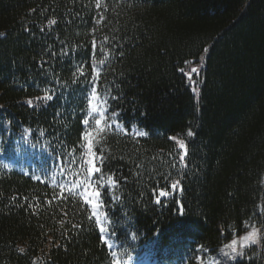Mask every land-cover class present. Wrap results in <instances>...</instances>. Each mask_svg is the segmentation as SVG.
I'll return each mask as SVG.
<instances>
[{"label": "trees", "instance_id": "16d2710c", "mask_svg": "<svg viewBox=\"0 0 264 264\" xmlns=\"http://www.w3.org/2000/svg\"><path fill=\"white\" fill-rule=\"evenodd\" d=\"M0 34V264H198L252 228L228 264H264V0H0ZM107 111L146 135L105 121L91 160Z\"/></svg>", "mask_w": 264, "mask_h": 264}, {"label": "rangeland", "instance_id": "374dc122", "mask_svg": "<svg viewBox=\"0 0 264 264\" xmlns=\"http://www.w3.org/2000/svg\"><path fill=\"white\" fill-rule=\"evenodd\" d=\"M204 66V57H202L199 62L197 64H190L184 71V74L186 75V77L188 78L189 82L193 85V91L196 92L197 94V88L195 86L196 83V79L195 76H199L202 68ZM195 68L197 69L196 72H192L191 70ZM93 110H100L104 111L103 109V105L101 103H99V101H94L93 104ZM100 123L98 124V126L95 128V130L89 132L88 134H86L85 136V147L89 152V157L91 160H93V151H94V143L96 141L97 136L101 133L102 129L105 128V121H107V128L109 129H115L117 132L119 133H130V134H134L135 136L138 137H144L146 135V133L143 130H137L135 128H132V130L130 131L119 119L116 113H109L107 111V118L104 117L103 115L99 118ZM141 133H143V135H141ZM174 141L177 143V145L179 146L180 150L182 151V156H183V160H185L186 156H187V149L186 146L184 144H182L181 139L177 136L174 137ZM94 161H93V165L94 166ZM92 191V190H90ZM86 192L85 195V201L89 204V206L91 207L94 216H96V218L98 217V209H100V202H98V193L95 190V192ZM100 220H102V218H99ZM98 220V219H97ZM99 221V220H98ZM99 225L101 227V224L99 222ZM258 231L259 234V238H258V242L256 244H250V246H259L261 244V231L259 228H255ZM253 230L250 229L245 235L249 234L251 231ZM239 236L237 237L235 240L237 241H241L242 238L245 236ZM249 246V247H250ZM224 251L229 252V249H224ZM238 257H236L235 260H231L229 258V256L224 255V252L219 251L218 254L214 255V256H209L208 258H204V259H199L198 260V264H218L220 262H223L225 264L228 263H234L238 260Z\"/></svg>", "mask_w": 264, "mask_h": 264}, {"label": "snow or ice", "instance_id": "6c2138e0", "mask_svg": "<svg viewBox=\"0 0 264 264\" xmlns=\"http://www.w3.org/2000/svg\"><path fill=\"white\" fill-rule=\"evenodd\" d=\"M52 23H55V21H52ZM0 35H3V34H0ZM191 71L196 72L197 69L193 68ZM46 99L51 101L53 97L51 95H48ZM29 104H31V101H29ZM83 123L88 124L89 122L88 120H84ZM99 123L100 121L98 120L97 124ZM141 135H143V133H141ZM188 135L191 136L192 133L189 132ZM181 160H183V156H181ZM178 184H179V181L173 183L171 185V188L175 190ZM161 195H166V193H161ZM156 202L160 203L159 199ZM258 238H259L258 231L255 228H253V230L249 234L245 235L241 241H237L234 239L231 241V243L225 245V248L230 250L231 255L229 254V252L224 251L223 249L221 251L224 252V255L229 256L231 260H235L237 256L243 257L244 256L243 249L246 247H249L250 244H256L258 242Z\"/></svg>", "mask_w": 264, "mask_h": 264}]
</instances>
